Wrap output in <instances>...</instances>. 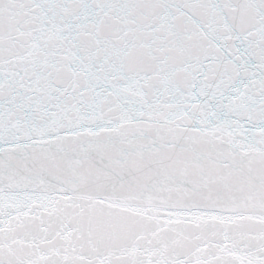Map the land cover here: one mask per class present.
Masks as SVG:
<instances>
[{
  "label": "snow or ice",
  "instance_id": "obj_1",
  "mask_svg": "<svg viewBox=\"0 0 264 264\" xmlns=\"http://www.w3.org/2000/svg\"><path fill=\"white\" fill-rule=\"evenodd\" d=\"M0 264H264V0H0Z\"/></svg>",
  "mask_w": 264,
  "mask_h": 264
}]
</instances>
